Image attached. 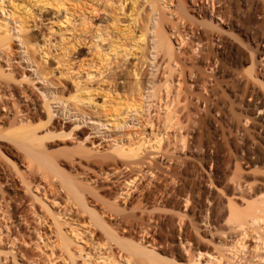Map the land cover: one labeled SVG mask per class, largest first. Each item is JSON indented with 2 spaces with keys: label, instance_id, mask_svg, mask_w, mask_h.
Returning a JSON list of instances; mask_svg holds the SVG:
<instances>
[{
  "label": "bare ground",
  "instance_id": "obj_1",
  "mask_svg": "<svg viewBox=\"0 0 264 264\" xmlns=\"http://www.w3.org/2000/svg\"><path fill=\"white\" fill-rule=\"evenodd\" d=\"M171 4L0 0V264H264V99L254 107L263 135L255 144V163L250 162L259 174L244 180L240 170H232V186H224L218 200L202 186L182 184L173 194L164 188L147 190L132 201L139 191L137 176L148 174L128 170L141 162L146 143L158 148L164 136L155 135L149 144L146 134L131 145L111 142L99 150L84 142L85 135L79 139L74 131L79 123L68 131L58 118L66 114L54 108V102L73 101L78 113H87L90 105L98 106L97 94L115 103L118 90H139L148 56H136L118 44H154L153 59L160 52L171 59L172 37L178 44L186 42L174 24L167 25ZM209 10L222 20L220 10ZM156 12L159 18L154 20ZM213 26L219 30V23ZM216 37L209 35L210 40ZM19 66L34 69L31 73ZM130 76L132 82L122 81ZM36 79L46 83L38 87L45 94L42 99L47 98V83L56 86L57 97L38 102L29 88ZM101 107H108L106 100ZM109 111L117 125L125 124L115 107ZM74 135L73 146L58 147ZM92 171L110 176L104 191L97 189ZM148 199L155 203L153 210L163 201L175 211L170 237L156 235L154 213L133 222V211ZM30 243L39 254L24 262L23 247Z\"/></svg>",
  "mask_w": 264,
  "mask_h": 264
},
{
  "label": "rangeland",
  "instance_id": "obj_2",
  "mask_svg": "<svg viewBox=\"0 0 264 264\" xmlns=\"http://www.w3.org/2000/svg\"><path fill=\"white\" fill-rule=\"evenodd\" d=\"M212 8L221 11L222 20L214 17V10L211 15L209 9ZM170 9L172 19L167 21V25L171 28L174 24L186 41L178 44L177 37H172L175 44L171 59L160 52L154 60L151 57L155 51L154 44H118L120 49H131L136 56H148L140 71L142 83L139 90H118V105L113 99L97 94L94 100L98 106L90 105L86 108L87 113L82 114L76 111L73 101H57L53 105L56 110L62 109L59 113L66 114H59L58 118L68 131L72 123H79L74 130L79 139L85 135L84 142L99 147V150L111 142L131 145L146 134L151 140L149 144L154 142L155 135L164 136L158 148L146 143L141 152V162H135L128 170L133 173L142 169V173L146 171L148 174L143 179L137 176L140 178L137 182L139 191L132 201L143 197L140 194L147 190L164 188L173 194L172 191L175 192L182 184L202 186L203 190L213 192L211 197L218 200L224 186H232L229 180L232 170H240L238 172L244 180L259 174V169L251 163L256 160L255 144L263 135L259 130L260 112H256L254 107L264 99V0H172ZM153 18L157 20L159 12ZM216 23L221 27L219 30L214 29ZM210 33L218 37L210 40ZM23 63H27L26 59ZM20 68L32 73L34 66ZM79 72L83 75L84 69ZM124 80V83L132 82V77ZM43 84L46 85L36 79L34 87L29 85L38 102L57 97L56 86L47 83V98L42 99L45 94L39 88ZM104 100L108 107H101ZM109 106L115 107L119 120L125 117V124L119 121L117 125L114 117L109 115L112 114ZM165 107L169 110L168 115ZM107 117L111 119L110 123L106 122ZM152 129L154 133L149 134ZM77 135L67 137V145L62 141L58 147L73 146ZM182 144H185L184 148ZM20 167L24 169L21 164ZM108 177L92 171V179L97 180L94 184L99 191L102 189L100 192L106 189ZM147 177L152 178L150 182ZM151 200H144L141 203L143 207L133 211V222L154 213L156 217L151 223L153 227L155 225L156 235L168 238L169 230L175 226V211L160 200V204L155 205L159 209L153 210L155 203ZM119 203L123 204L122 201ZM49 234L53 240L54 233ZM24 246V258L36 259L38 249L32 243ZM25 259L24 262H29Z\"/></svg>",
  "mask_w": 264,
  "mask_h": 264
}]
</instances>
